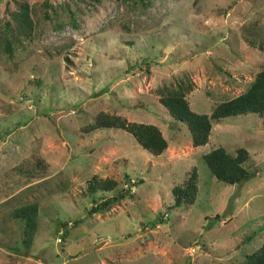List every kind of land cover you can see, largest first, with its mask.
Instances as JSON below:
<instances>
[{"label":"rangeland","instance_id":"374dc122","mask_svg":"<svg viewBox=\"0 0 264 264\" xmlns=\"http://www.w3.org/2000/svg\"><path fill=\"white\" fill-rule=\"evenodd\" d=\"M262 69L264 0H0V264H242L264 243V115L212 122L195 148L156 91L188 78L190 108L209 115ZM100 113L155 125L167 148L155 156L124 130L88 131ZM216 147L244 148L251 179L217 182L202 159ZM193 170L194 203L171 209ZM104 179L116 187L92 194ZM30 204L25 249L14 211Z\"/></svg>","mask_w":264,"mask_h":264},{"label":"trees","instance_id":"16d2710c","mask_svg":"<svg viewBox=\"0 0 264 264\" xmlns=\"http://www.w3.org/2000/svg\"><path fill=\"white\" fill-rule=\"evenodd\" d=\"M13 20L17 38L29 36L32 30V21L27 3L18 4V11L13 15ZM6 46L8 47L7 43ZM192 88L190 79L183 78L178 80L175 85L162 86L157 89L156 93L159 97V103L165 108L168 116L174 122L183 123L187 127L191 144L195 148L207 144L212 122L247 114L264 115V69L255 75L253 82L245 92L232 99L219 102L212 108L209 115L196 113L190 108L186 96L192 91ZM100 114L88 131L112 128L124 130L135 139L141 148L155 156L161 155L167 148V141L155 125L128 122L120 116ZM202 159L217 182L232 186L246 182L252 177V174L243 166L248 159V152L244 148L237 149L232 155L223 147H216L204 154ZM196 179L197 174L193 170L182 186H176L172 189L173 205L171 209H176L183 203L189 205L194 203L197 191ZM115 187L116 182L114 180L104 179L94 181L89 187V191L93 194L97 191H111ZM131 187L132 185L98 203L92 207L90 213L109 210L112 205L130 196ZM14 214L16 218L22 219L24 222L21 243L25 249H28L36 230L37 205L30 204L18 208ZM242 264H264V243L247 255Z\"/></svg>","mask_w":264,"mask_h":264}]
</instances>
